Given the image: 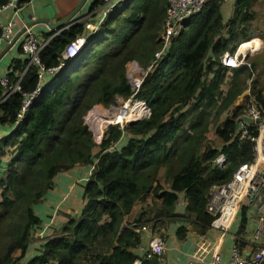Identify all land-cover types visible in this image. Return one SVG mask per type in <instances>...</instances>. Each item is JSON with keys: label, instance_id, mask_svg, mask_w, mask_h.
<instances>
[{"label": "trees", "instance_id": "16d2710c", "mask_svg": "<svg viewBox=\"0 0 264 264\" xmlns=\"http://www.w3.org/2000/svg\"><path fill=\"white\" fill-rule=\"evenodd\" d=\"M9 1L0 0V9ZM30 1L18 0L16 12ZM223 2L210 1L171 40L133 95L151 114L124 128L129 138L118 148L114 145L121 129L108 126L97 145L84 117L93 106L109 108L117 98L132 95L126 66L136 62L145 69L152 61L160 47L166 0L119 3L20 119L23 94L34 91L38 75L35 67L24 72L27 61L18 45L21 57L9 62L5 76L10 85L20 79V91L3 100L0 84V126L11 128L0 139V264H133L141 244L134 224L160 230L163 223L183 222L175 228L178 242L190 231H208L214 219L206 211L210 187L229 181L237 167L253 157L252 142L233 138L244 110L237 99L244 96L251 72L245 65L226 69L220 63L224 53L234 54L253 38L247 30L253 0H236L226 23ZM100 4L93 1L89 13ZM85 23L75 22L49 40L39 54L45 68L60 65L65 47L83 35ZM55 33L41 36L49 39ZM252 92L264 113V95ZM213 123L218 148L208 143ZM219 155L225 159L222 167L214 164ZM77 165L93 167L83 186L79 216L69 217L43 241L38 254L23 263L33 230L41 224L33 205L52 189L59 173ZM180 197L184 206L178 207ZM145 198L150 202L132 217L135 203ZM241 218L239 233L246 223L245 215Z\"/></svg>", "mask_w": 264, "mask_h": 264}, {"label": "built area", "instance_id": "2783aa9c", "mask_svg": "<svg viewBox=\"0 0 264 264\" xmlns=\"http://www.w3.org/2000/svg\"><path fill=\"white\" fill-rule=\"evenodd\" d=\"M17 1L10 0L0 10L15 9ZM92 1L101 3L97 9L88 13V16L97 17V22H95L89 34L76 37L75 40L65 47L60 65L57 67L45 68L39 60V54L47 46L49 40L56 36L58 32L49 39L33 34L30 30H27L22 35L19 45L27 61L24 72L29 67H35L37 69L38 84L33 92L23 94L22 107L18 115L19 119L22 118L29 105L39 95L41 89L58 73L67 61L79 54L88 42L89 35L94 34L106 16L124 0ZM210 1L212 0H166L164 21L158 37L160 47L154 52L152 61L145 69L134 62L128 64L126 77L132 90V95L118 108L110 107V109H107V121L104 113L97 110H91L86 114L84 122L93 134L98 136L101 134L102 136L103 131H106L109 125L123 129L132 122L146 119L150 116V109L147 104L144 101L135 100L133 95L138 91L146 75L169 49L171 40L184 30L190 18L201 12ZM223 1L226 2L227 0ZM83 20H85L84 17L76 22ZM15 27L16 21L11 18L0 28V48L11 40ZM240 56L244 57L245 54H239L238 51L234 54L224 53L220 57V63L226 69H234L241 64H245L251 70L250 65L243 63L245 59L240 58ZM19 82L20 79L14 85H10L5 73L0 77V84L5 90L3 100L12 93L20 91ZM239 117L250 118L252 123L247 124L244 121H237V128L233 138L238 141L248 140L253 143V159L249 163L240 164L231 179L226 183L210 187L206 211L214 217L208 230L225 234L229 223L236 217L241 207L248 211L253 209L255 226L250 240L245 242L246 247L250 246L252 250L246 254L240 251L239 246L235 244L230 250L228 259L223 260L219 255H213L210 257L209 262L205 263L204 260L212 249V243L205 233L197 237V242L192 252L195 262L190 264H264V113L255 104L254 99L249 97V102ZM254 132H256V135H254ZM99 142L100 138L96 143L99 144ZM224 163L225 159L222 155L215 160V165L218 167L223 166ZM243 200L247 205L246 207L241 204ZM180 205L181 200H179L177 206L179 207ZM132 228L141 237V244L138 249L139 257L133 264H144L153 260L163 264L161 260L164 255V239L149 224H134Z\"/></svg>", "mask_w": 264, "mask_h": 264}, {"label": "rangeland", "instance_id": "374dc122", "mask_svg": "<svg viewBox=\"0 0 264 264\" xmlns=\"http://www.w3.org/2000/svg\"><path fill=\"white\" fill-rule=\"evenodd\" d=\"M232 4L229 7V10L225 13H222V18L223 20L225 19V23L231 18L233 10H234V3L236 0H231ZM11 10H13L14 12L15 9L12 8ZM225 14V17H224ZM227 14H229L228 17ZM227 19V20H226ZM251 23L249 24V26L247 27L248 32H250L253 36V38H257L260 42H261V48L260 51L258 53H254L251 56H240V58L245 59L243 63L249 64L251 67V80L249 81L250 77L247 79V84L245 87V92H244V96L242 95L241 97H239L237 99V105L239 104L242 109L245 108V106L248 104L249 102V97L248 95H250L252 97V99H254L253 97V90L254 91H260L262 95H264V0H253V5H252V12H251ZM39 27L40 25H36L34 27L31 28L30 32H32L33 34H37L39 33ZM46 33V32H45ZM14 35V34H13ZM12 35V37H13ZM22 38V37H21ZM21 38L18 40V42L14 45V47H12L5 55L4 57L0 60V76H2L5 72L6 67L8 66L9 62L14 59V58H19L21 57V55H18L17 53V47L20 44ZM242 44H248L250 49H254V46L256 45L255 41H247L245 43ZM242 44L240 46H242ZM240 46L236 49V52L240 50ZM241 65H245V64H241ZM246 66V65H245ZM247 69H249L246 66ZM227 78H229V75H227ZM227 83V82H226ZM225 85V84H224ZM226 88V87H223ZM124 101H122L120 98L116 99V103L115 105H113L112 107L114 108H118L120 105L123 104ZM95 106H93L91 108V110H95L94 109ZM107 107H103V109L98 108L97 111L98 112H102L104 113L105 116V120H108V117H106V111H107ZM90 110V111H91ZM91 115V113H90ZM222 118H224V116H222ZM214 127L215 124L213 123L210 127V130L207 134L208 137V143H210V145L212 147H220L221 143L218 139H216L215 135H214ZM6 129V127L0 126V131ZM105 130L103 131L104 134ZM102 134V136H103ZM102 136L100 134V136H98L97 134H93V139L96 143V141L99 140L100 141L102 139ZM99 137V138H98ZM129 136L128 134L122 130V136L119 140V142H117L114 145V148H118L121 145H123L127 140H128ZM100 143V142H99ZM97 144V143H96ZM98 145V144H97ZM4 163H6V160H4ZM92 166L90 165H86V166H80V168H78V176H77V181L74 185V187L70 188L68 186L65 185H61L56 186L57 182L53 181V187L52 189L55 187V189L53 191L49 190L45 196L43 197L42 201L39 204L33 205V212L35 213V215L40 219L41 224H40V228L38 230H33L32 233V241L30 243V245L28 246L25 258L23 260V263H25L30 257L35 256L38 254V250L40 248V246L42 245L43 241L38 240V238H36L35 234H38L39 238H43L44 235L41 234V232H54V230H59L68 220L69 217H74L77 218L80 214V211L83 207L84 201H83V186H85L86 181L91 173L92 170ZM64 173L66 172H62L59 173L56 177H58L59 175H64ZM165 187H168V183H164ZM58 195L59 198V202L56 203V205L54 204V200L55 197ZM149 199L145 198L143 199H139L132 210V217H135L137 215V213L140 211V209L142 207L145 206L146 203H149ZM243 207H246L247 205L245 204V201L243 200L241 202ZM49 208L52 210V212L48 213L45 211L46 208ZM184 209V208H183ZM246 210H244V208H240L239 210V214H241V212H244ZM237 213V215H238ZM236 215V216H237ZM240 219L238 222V229H235V232L239 230L242 222V218L239 215ZM169 223H163V225L160 226V230H158L159 228L156 227L155 229H153L156 233H158L159 235H161L163 237V235L167 236V233L171 234L170 230L173 229V227L175 226V224H169ZM183 224H180L179 226L175 227L178 228ZM253 232V228L250 226V224L246 221V223L244 224V228L241 231V233H239L240 238L243 241H248L250 240V236ZM191 233V231H190ZM188 235V234H187ZM228 237V235L226 236ZM164 240H166L167 238H163ZM180 242V241H179ZM181 243V242H180ZM183 250V249H182ZM163 258V257H162Z\"/></svg>", "mask_w": 264, "mask_h": 264}, {"label": "crops", "instance_id": "0c3cea01", "mask_svg": "<svg viewBox=\"0 0 264 264\" xmlns=\"http://www.w3.org/2000/svg\"><path fill=\"white\" fill-rule=\"evenodd\" d=\"M80 0H31L27 5L23 6L20 10H18L16 13L13 12L11 9H4L0 10V28L6 24V22L13 18L16 21V27L14 28V33L19 31L22 27L29 24L32 20H38V19H47L51 22H56L60 20L61 18L68 15L79 3ZM92 3V0H88L84 7L80 11V16L82 19L83 17L86 20L85 26L86 29L83 33V35H87L91 32L93 26L95 25V22H97L98 18L95 16H88L89 14V5ZM232 1L227 0L226 2H223L221 11L222 13H225L229 10V7L231 6ZM229 14H227L226 17H228ZM225 17V14H224ZM84 20V21H85ZM227 20V19H226ZM225 23V19L223 20ZM39 33L37 35L41 36L43 33L48 32V28L45 25H41L39 27ZM255 41L256 45L254 46V49H247L246 55H252L256 54L260 51L261 48V42L257 39H251L249 41ZM6 44H4L0 51L5 47ZM254 54V55H255ZM133 63V62H132ZM9 66V64H8ZM5 69V72L7 71V68ZM229 71V70H228ZM4 72V73H5ZM229 75V72L227 73ZM226 75V76H227ZM1 77V76H0ZM227 78V77H226ZM228 79V78H227ZM239 105V104H238ZM246 107V106H245ZM98 108L103 109L102 106H96V110ZM6 127V129H3L0 131V139L5 137L9 134L11 131V128L7 125L3 126ZM78 168H80L79 165L75 166L69 171H66L64 175H59L58 177L54 178V182L56 181V186L65 185L70 188L74 187L77 176H78ZM51 190L53 191L55 187ZM58 195L55 197L54 204L56 205L57 202H59ZM181 198V205L184 206V200ZM244 212H241V214L238 213V215L231 220V222L228 225L227 232L225 234L223 233H215L212 231H207L206 234L208 238L210 239L212 243V249L210 254L205 258V263H208L210 260V257L213 255H219L223 260H226L229 258L230 250L232 246L237 244L240 248V251L248 254L251 252L252 248L250 246L246 247L245 242L240 238L239 233L237 231L235 232V229H238V222H239V215L243 216L245 215L246 221L250 224L252 228L255 226V220H254V214L253 209H250L249 211L244 208ZM46 212L50 213L52 212L51 209L48 207L45 209ZM185 223H177L173 227L172 230H170L171 234L167 233L166 240H164V255L161 260L163 264H190L191 262H195L194 258L192 257V252L195 248L197 237L198 235L191 231L189 232L186 239L182 241L181 243L178 242V240L175 237V227L177 225ZM188 226V225H186ZM188 228H190L188 226ZM57 230H54V232ZM54 232H41L42 235H44L43 238H39L38 234L36 235V238L38 240L44 241L46 238L51 237ZM228 235V237H226ZM139 247L137 248L136 252L139 254ZM183 249V250H182ZM159 264V262H157Z\"/></svg>", "mask_w": 264, "mask_h": 264}, {"label": "water", "instance_id": "95a60500", "mask_svg": "<svg viewBox=\"0 0 264 264\" xmlns=\"http://www.w3.org/2000/svg\"><path fill=\"white\" fill-rule=\"evenodd\" d=\"M88 0H80L79 3L76 5V7L65 17L61 18L60 20L56 22H51L47 19H38V20H33L29 24L25 25L22 27L19 31H17L11 40L7 42L5 47L0 51V60L4 57V55L18 42V40L22 37V35L27 31L31 30L32 27L36 25H45L49 31H57L61 32L71 25H73L76 21H73L74 19L77 18V16L80 14L81 9L84 7ZM244 121L247 124H251L252 121L250 118L246 117H238L236 121Z\"/></svg>", "mask_w": 264, "mask_h": 264}, {"label": "clouds", "instance_id": "9594fccd", "mask_svg": "<svg viewBox=\"0 0 264 264\" xmlns=\"http://www.w3.org/2000/svg\"><path fill=\"white\" fill-rule=\"evenodd\" d=\"M92 2H93V1H92ZM32 21H33V20H32ZM58 33H59V32H58ZM14 34H15V33H14ZM41 37H42V36H41ZM235 52H236V51H235ZM131 63H132V62H131ZM134 63H136V62H134ZM129 64H130V63H129ZM127 66H128V65H127ZM127 66H126V68H127ZM240 66H241V65H240ZM141 68H142V67H141ZM248 97H251V96L248 95ZM129 98H130V97H129ZM129 98H128V99H129ZM120 99H121V98H120ZM128 99H126V100H128ZM134 99H135V98H134ZM121 100L124 101V102L126 101V100H123V99H121ZM135 100H138V99H135ZM139 101H142V100H139ZM97 106H99V105H97ZM110 107H112V106H110ZM110 107H109L108 109H110ZM94 109L96 110V106L94 107ZM149 109H150V108H149ZM89 111H90V110H89ZM89 111H88V112H89ZM150 114H151V113H150ZM139 121H140V120H139ZM136 122H137V121H136ZM132 123H135V122H132ZM132 123H130V124H132ZM128 125H129V124H128ZM109 126H112V125H109ZM116 127H118V126H116ZM125 127H126V126H125ZM125 127H124V128H125ZM118 128H119V127H118ZM124 128L121 129V130H124ZM119 129H120V128H119ZM252 152H253V151H252ZM219 156H220V155H219ZM219 156H218V157H219ZM252 156H253V153H252ZM218 157H217V158H218ZM217 158H216V159H217ZM252 159H253V157H252ZM214 164H215V161H214ZM223 165H224V164H223ZM221 167H222V166H221ZM232 175H233V174H232Z\"/></svg>", "mask_w": 264, "mask_h": 264}, {"label": "bare ground", "instance_id": "6f19581e", "mask_svg": "<svg viewBox=\"0 0 264 264\" xmlns=\"http://www.w3.org/2000/svg\"><path fill=\"white\" fill-rule=\"evenodd\" d=\"M245 43V42H244ZM247 49H250L248 44H243L242 46H240V50L238 51L239 54H246Z\"/></svg>", "mask_w": 264, "mask_h": 264}]
</instances>
